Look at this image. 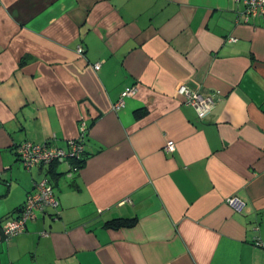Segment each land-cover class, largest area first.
<instances>
[{
    "label": "crops",
    "instance_id": "obj_1",
    "mask_svg": "<svg viewBox=\"0 0 264 264\" xmlns=\"http://www.w3.org/2000/svg\"><path fill=\"white\" fill-rule=\"evenodd\" d=\"M242 7L0 0V264H264V16L238 23ZM183 84L219 92L204 118ZM25 140H80L84 160L26 170ZM43 176L57 207L5 239Z\"/></svg>",
    "mask_w": 264,
    "mask_h": 264
},
{
    "label": "built area",
    "instance_id": "obj_2",
    "mask_svg": "<svg viewBox=\"0 0 264 264\" xmlns=\"http://www.w3.org/2000/svg\"><path fill=\"white\" fill-rule=\"evenodd\" d=\"M242 2L243 7L238 11L236 22H249L258 16H264V0H235ZM233 38H229V41ZM78 53H83L82 44L76 47ZM95 70L101 68V61L93 64ZM136 92V87L123 90L120 98L113 104L114 110H119L125 104V99ZM183 102L193 106L199 118H204L212 109L219 98V92H203L188 85H180L177 89ZM176 148L174 140L168 139L163 151L173 153ZM84 145L80 140H69L65 146L57 145L52 142H37L25 140L16 146V154L19 162L26 170L32 168H40L53 163H67L70 170L79 167L77 159L82 155ZM227 203L236 211H243L245 207L244 201L236 196L231 195L227 198ZM58 205L57 197L54 194L53 184L48 176H43L34 181L33 190L28 192L25 200L17 213L12 217L4 218L1 223L2 233L5 239L22 233L26 229L28 220L35 217L37 209L44 210L46 208L55 209ZM255 243L264 248V240L255 239Z\"/></svg>",
    "mask_w": 264,
    "mask_h": 264
},
{
    "label": "trees",
    "instance_id": "obj_3",
    "mask_svg": "<svg viewBox=\"0 0 264 264\" xmlns=\"http://www.w3.org/2000/svg\"><path fill=\"white\" fill-rule=\"evenodd\" d=\"M84 152L82 155L77 159V164L81 165L84 160ZM54 164V163H53ZM135 221V218H112L106 221L108 226L117 227L120 225H130Z\"/></svg>",
    "mask_w": 264,
    "mask_h": 264
}]
</instances>
